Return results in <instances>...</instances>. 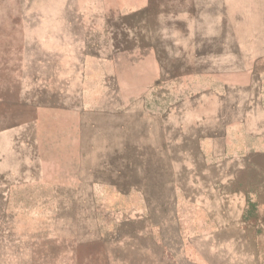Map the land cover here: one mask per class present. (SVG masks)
Returning a JSON list of instances; mask_svg holds the SVG:
<instances>
[{
    "label": "rangeland",
    "instance_id": "374dc122",
    "mask_svg": "<svg viewBox=\"0 0 264 264\" xmlns=\"http://www.w3.org/2000/svg\"><path fill=\"white\" fill-rule=\"evenodd\" d=\"M0 264H264V0H0Z\"/></svg>",
    "mask_w": 264,
    "mask_h": 264
}]
</instances>
